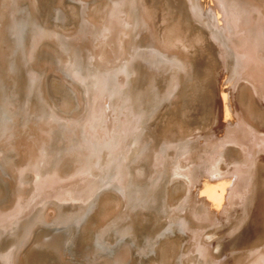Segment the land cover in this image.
<instances>
[{"label":"rangeland","instance_id":"374dc122","mask_svg":"<svg viewBox=\"0 0 264 264\" xmlns=\"http://www.w3.org/2000/svg\"><path fill=\"white\" fill-rule=\"evenodd\" d=\"M246 1L0 0V264L53 245L66 264H264Z\"/></svg>","mask_w":264,"mask_h":264},{"label":"bare ground","instance_id":"6f19581e","mask_svg":"<svg viewBox=\"0 0 264 264\" xmlns=\"http://www.w3.org/2000/svg\"><path fill=\"white\" fill-rule=\"evenodd\" d=\"M32 1V0H31ZM138 1V0H137ZM190 1V0H189ZM246 1V0H245ZM242 2H243V0H242ZM247 2V1H246ZM249 2L251 3V10H250V12H252V14L254 13V12H259V16L261 17L262 15L264 16V0H249ZM102 3H104V2H102ZM143 3V2H142ZM190 3V2H189ZM192 3V2H191ZM244 3V2H243ZM100 5V4H99ZM144 5V4H143ZM143 5H141V6H143ZM96 7L98 6L97 4L95 5ZM104 6V5H103ZM102 6V7H103ZM138 6V5H137ZM249 6V5H248ZM93 7V6H92ZM144 7H145V5H144ZM193 7H195V6H193ZM246 8H247V6H245ZM99 8V7H98ZM104 8V7H103ZM136 8V7H135ZM148 8V7H147ZM153 8V7H152ZM1 9V8H0ZM94 9H97V8H94ZM145 9H146V7H145ZM195 8H193V10H194ZM98 10V9H97ZM134 10V9H133ZM138 10H140V8L138 9ZM144 10V9H143ZM148 10H149V8H148ZM99 11H100V9H99ZM132 11V10H131ZM151 10H149V12H150ZM0 12H1V10H0ZM93 12V11H92ZM101 12V11H100ZM104 11L102 10V13H103ZM144 12H146V11H144ZM3 13V12H2ZM98 13V12H97ZM101 13V14H102ZM132 13H133V11H132ZM135 13V12H134ZM142 13V12H141ZM147 13V12H146ZM152 13V12H151ZM92 14V13H91ZM90 14V15H91ZM138 14V13H137ZM136 14V15H137ZM145 14V13H144ZM150 14V13H149ZM0 15H1V13H0ZM135 15V16H136ZM154 16V18H155V14H153ZM92 16H93V14H92ZM96 16H98V15H96ZM99 16H101V15H99ZM98 16V17H99ZM139 16H141L140 15V13H139ZM139 16H137V17H139ZM147 16L148 15H146V17L145 18H147ZM150 16H152L151 14H150ZM94 17V16H93ZM143 17V16H142ZM1 18V17H0ZM92 18V17H91ZM96 18V17H95ZM144 18V17H143ZM152 18V17H151ZM96 20V19H95ZM94 20V21H95ZM139 20V19H138ZM211 20V19H210ZM262 20H264V18H262ZM148 21V20H147ZM151 21V20H150ZM140 22V21H139ZM144 23V22H143ZM146 23V22H145ZM173 23H175V22H173ZM173 23H172V25H173ZM148 24V23H147ZM146 24V25H147ZM176 24H177V22H176ZM179 24V23H178ZM171 25V24H170ZM180 25V24H179ZM176 26V25H175ZM211 26V25H210ZM168 28V27H167ZM170 28V30H171V26L169 27ZM173 28V27H172ZM176 28V27H175ZM180 30V27L179 28H176V30ZM169 31V30H168ZM172 31V30H171ZM170 31V33H172ZM181 31V30H180ZM166 32V31H165ZM173 32H175L176 33V31H173ZM177 32H179V31H177ZM182 32V31H181ZM169 33V34H170ZM174 34V33H173ZM177 34V33H176ZM182 34V33H181ZM166 34H164V36H165ZM172 35V34H171ZM170 35V36H171ZM178 35V34H177ZM213 35V34H212ZM166 36H168V35H166ZM179 36V35H178ZM215 36V35H214ZM174 37H176V36H173V38ZM171 38V37H170ZM183 38V37H182ZM216 38V37H215ZM176 40H177V38H175ZM179 40H180V38H178ZM196 39V38H195ZM194 39V40H195ZM164 40H166V42L168 41L167 39H165L164 38ZM174 40V39H173ZM171 41V40H170ZM170 41H169V44H170ZM200 41V40H199ZM165 42V41H164ZM172 42H174V41H172ZM177 42H179V41H177ZM181 42H182V40H181ZM181 42H179V43H181ZM195 42V41H194ZM198 41H196V43H197ZM220 43V42H219ZM164 44H166V43H164ZM163 44V45H164ZM168 44V43H167ZM168 44V45H169ZM201 44V43H200ZM199 44V45H200ZM174 44H172V46H173ZM191 45V44H190ZM170 46H171V44H170ZM169 46V47H170ZM195 46V45H194ZM174 47V46H173ZM177 48H178V46H176ZM166 48H168V46L166 47ZM171 48V47H170ZM105 49H107V48H105ZM175 49V48H174ZM228 49V48H227ZM103 50H104V48H103ZM102 50V51H103ZM169 50V49H168ZM224 50H225V48H224ZM102 51H101V54H102ZM99 52V51H98ZM105 52V51H104ZM109 52V51H108ZM225 53V52H224ZM106 55H107V53H106ZM221 55H223V54H221ZM239 55V54H238ZM225 57V56H224ZM227 57V56H226ZM241 57V56H240ZM252 60V59H251ZM253 62V61H252ZM237 63V62H236ZM236 65H238V64H236ZM253 65H255V63L253 64ZM237 67V66H236ZM244 67V66H243ZM185 69V68H184ZM242 69V68H241ZM234 71V70H233ZM61 73V72H60ZM90 74V73H89ZM260 75V74H259ZM255 76V75H254ZM80 77H82V76H80ZM258 77V76H257ZM74 78H75V76H74ZM79 78V77H78ZM55 79V78H54ZM84 79V78H83ZM59 84V83H58ZM89 84H91L92 85V83H89ZM59 86V85H58ZM93 86V85H92ZM92 86H91V89H92ZM59 88V87H58ZM175 90V89H174ZM264 90V89H263ZM75 93H76V91H75ZM245 93V92H244ZM73 95V94H72ZM243 95V94H242ZM251 96V95H250ZM77 97V96H76ZM245 97V96H244ZM243 98V97H242ZM252 98V97H251ZM141 100H143V99H141ZM253 100V99H252ZM144 101V100H143ZM148 101V100H147ZM66 102V101H65ZM146 102V101H145ZM243 102V101H242ZM253 102H254V100H253ZM67 103V102H66ZM143 103V102H142ZM149 105V104H148ZM253 104L251 103V105L250 106H252ZM154 106V105H153ZM70 107V106H69ZM74 107V106H73ZM144 107H145V105H144ZM151 107V106H150ZM150 107H148L149 109H150ZM249 108V107H248ZM65 109V108H64ZM69 109V108H68ZM67 109V110H68ZM71 109V108H70ZM252 109V108H251ZM143 110H145V108L143 109ZM151 110H152V108H151ZM148 111V110H147ZM147 111H146V113H147ZM150 111V110H149ZM151 112V111H150ZM149 112V113H150ZM250 112V114L252 115V113H251V111H249ZM253 112V111H252ZM262 112V111H261ZM200 113V112H199ZM248 113V112H247ZM152 114V113H151ZM256 114H258V113H256ZM144 116H145V114H143ZM150 115V114H149ZM253 115H255L254 113H253ZM259 116L260 115H262L261 113L260 114H258ZM147 116H148V114H147ZM1 117V116H0ZM262 117V116H261ZM142 118L144 119V117L142 116ZM262 120H263V118H261ZM0 121H1V119H0ZM2 124V123H1ZM7 125V124H6ZM5 125V126H6ZM1 127V126H0ZM3 128V127H2ZM10 128H11V126H10ZM3 129H5V127L3 128ZM1 132V131H0ZM2 134V133H1ZM1 139H2V136L0 137ZM0 139V140H1ZM155 185V184H154ZM153 186V185H152ZM145 187V186H144ZM143 189V188H142ZM148 189V188H147ZM138 191H139V188L137 189ZM144 192V191H143ZM245 192V191H244ZM3 193H4V191H3ZM140 193H138V195H139ZM137 195V194H136ZM141 195V194H140ZM176 196V195H175ZM135 197V196H134ZM139 197V196H138ZM143 198H145V197H143ZM134 199V198H133ZM132 199V200H133ZM136 199V198H135ZM137 200V199H136ZM130 202H132V201H130ZM136 202V201H135ZM55 204V203H54ZM54 204H51V203H47L46 205H45V210H44V212H43V214L40 216V218H42V220L45 222V221H50V220H52V216H53V214L56 212V208H55V205ZM181 205V204H180ZM186 205V204H185ZM134 206V205H133ZM184 206V205H183ZM133 208V207H132ZM183 208V207H182ZM38 224V223H37ZM40 224V223H39ZM91 224V223H90ZM42 225V224H41ZM36 227V226H35ZM43 227H45V226H43ZM37 228H38V225H37ZM37 228H35V229H37ZM50 228V227H49ZM44 229V228H43ZM58 229V228H57ZM62 230H63V228H61ZM45 231H46V227H45V229H44ZM49 230V229H48ZM54 230H55V228H54ZM59 230V229H58ZM67 230V229H66ZM86 231H87V229H85ZM33 231V230H32ZM65 231V230H64ZM47 232H49V231H47ZM52 232V231H51ZM56 232V231H55ZM57 232H60V231H57ZM33 233H35V232H33ZM39 233V232H38ZM168 233V232H167ZM180 233V232H179ZM49 234V233H48ZM183 234V233H182ZM181 234V235H182ZM32 235V234H31ZM30 235V236H31ZM34 235V234H33ZM51 235V234H50ZM56 235V234H55ZM62 235V234H61ZM161 235V234H160ZM180 235V236H181ZM36 236H37V234H36ZM35 236V237H36ZM46 236V235H45ZM74 236V235H73ZM168 236V235H167ZM38 237V236H37ZM48 237V236H47ZM55 237V236H54ZM59 237V236H58ZM62 237V236H61ZM105 237V236H104ZM49 238H50V236H49ZM52 238V237H51ZM36 239V238H35ZM34 239V240H35ZM46 239V238H45ZM129 239V238H128ZM159 239V238H158ZM179 239V238H178ZM31 240H32V238L29 240L30 241V243H31ZM53 240H55V239H53ZM66 240V239H65ZM109 240V239H108ZM157 240V239H156ZM33 241V240H32ZM111 241V239L109 240V242ZM35 242V241H34ZM49 242V241H48ZM157 242V241H156ZM27 243H28V241H27ZM54 243V242H53ZM74 243V242H73ZM62 244H63V242H62ZM125 244V243H124ZM176 244V243H175ZM28 245H30V244H28ZM25 246H26V244H25ZM62 246V245H61ZM128 246V245H127ZM165 246V245H164ZM53 247L55 248L54 250H53V252L50 254V256L49 257H47V256H45V254H42V253H36L35 251H34V249H31L30 251H28L27 253H24L25 251L24 250H22V251H24L23 253H20L19 255H18V264H66L65 262V260L63 259L64 257L66 258V256H64V257H62L61 256V254L59 253V251L57 250V248H56V246H54L53 245ZM60 246H58V248H59ZM108 247H109V245H108ZM27 248V247H26ZM86 248V247H85ZM110 248V247H109ZM122 248V247H121ZM60 249H62L61 247H60ZM129 249V248H128ZM132 249V248H131ZM29 250V249H28ZM117 250V249H116ZM124 250V249H123ZM179 250V249H178ZM44 251V250H43ZM62 251V250H61ZM64 252H66V251H64ZM93 252V251H92ZM164 252V251H163ZM47 253V252H46ZM101 253V252H100ZM106 253V252H105ZM133 253V252H132ZM159 253V252H158ZM95 254V253H94ZM93 254V255H94ZM110 254V253H109ZM160 254V253H159ZM158 254V255H159ZM167 254V253H166ZM75 255V254H74ZM103 255V254H102ZM130 255V254H129ZM132 255V254H131ZM139 255V254H138ZM171 255H172V253H171ZM89 256H90V253H89ZM101 256V255H100ZM104 256V255H103ZM111 256H113V254L111 255ZM161 256H162V254H161ZM91 257V256H90ZM93 257V256H92ZM110 257V256H109ZM108 257V258H109ZM146 257V256H145ZM159 257V256H158ZM174 257V256H173ZM99 258V257H98ZM103 257H101L99 260L101 261V259H102ZM105 258V257H104ZM128 258V257H127ZM132 258V257H131ZM130 258V259H131ZM96 259V258H95ZM94 259V260H95ZM110 259V258H109ZM108 259V260H109ZM136 259V258H135ZM110 260H112V259H110ZM118 260V259H117ZM133 260V259H132ZM137 260V259H136ZM165 260H167V259H165ZM261 260V259H260ZM65 261V262H64ZM92 261V260H91ZM91 261H89V262H91ZM105 260H103L102 259V262H104ZM116 261V260H115ZM125 261V260H124ZM129 261V260H128ZM127 261V262H128ZM97 262H98V259H97ZM108 262H110V261H108ZM120 262H121V260H120ZM119 262V263H120ZM132 262V261H131ZM130 262V263H131ZM177 262V261H176ZM84 263V262H83ZM83 263H81V264H83ZM98 263H100V262H98ZM158 263V262H157ZM87 264V263H86ZM106 264V263H105ZM110 264H112L111 262H110ZM115 264H116V262H115ZM118 264V263H117ZM255 264V263H254Z\"/></svg>","mask_w":264,"mask_h":264}]
</instances>
